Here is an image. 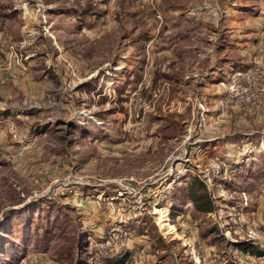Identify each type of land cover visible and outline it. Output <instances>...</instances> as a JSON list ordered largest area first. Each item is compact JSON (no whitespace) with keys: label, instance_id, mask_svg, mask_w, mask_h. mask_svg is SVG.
Here are the masks:
<instances>
[{"label":"rangeland","instance_id":"obj_1","mask_svg":"<svg viewBox=\"0 0 264 264\" xmlns=\"http://www.w3.org/2000/svg\"><path fill=\"white\" fill-rule=\"evenodd\" d=\"M252 5L0 0L23 114L0 132V264H264V50L231 34Z\"/></svg>","mask_w":264,"mask_h":264},{"label":"crops","instance_id":"obj_2","mask_svg":"<svg viewBox=\"0 0 264 264\" xmlns=\"http://www.w3.org/2000/svg\"><path fill=\"white\" fill-rule=\"evenodd\" d=\"M252 7H253L252 10L241 9L242 13H240V11L237 12V13H240L239 18L242 19V24H240L241 28L238 25H236L234 27L235 30L231 32V34L233 33L232 36L236 37V39L238 40L237 46H236L237 52L240 51L242 52L243 55L245 52L249 53V51L251 52L257 51L258 48L260 49V46L264 50V0H253ZM250 24L251 25L254 24V28H249L251 26ZM1 34L2 32L0 31V36ZM6 51L7 50L5 48L0 50V57L2 59L5 57ZM252 60L253 61L258 60L260 62L264 60V55L262 57L257 56L253 58ZM252 60L251 59L249 60L239 59L236 62L224 63L223 69L225 73H227L228 75V73L238 70L239 68H243V66L246 67V64L248 63L250 64ZM7 85L10 86L9 89L7 88L4 91L0 90V132L2 129H4V127L8 128L9 125L13 123V120L15 119V117H22V116H19V114L23 115L21 114L22 112L21 113L19 112L21 111L20 107L16 105H12V104H6L10 102H8L9 101L8 99L7 100L5 99L6 97L4 96L5 95L4 92L12 93L15 89L14 87H12V84L10 82H8ZM25 117L28 118L27 115H25ZM38 126L36 125L35 129H37ZM35 129L29 130V131L32 132ZM35 132L36 130L34 131V133ZM36 133H38V131ZM2 137H3L2 140H4L5 136H2ZM29 257L28 259H31V256ZM17 264H26V260L21 259L20 262ZM31 264H32V261H31Z\"/></svg>","mask_w":264,"mask_h":264},{"label":"built area","instance_id":"obj_3","mask_svg":"<svg viewBox=\"0 0 264 264\" xmlns=\"http://www.w3.org/2000/svg\"><path fill=\"white\" fill-rule=\"evenodd\" d=\"M235 74H236L235 77H233L234 80L228 81L227 84H225V85H228L229 87L232 88L233 86L239 85L241 83V81L247 79L246 76H245L246 74H242L241 78H238L239 77L238 73H235ZM248 97L249 96L246 95V94H241L240 96H238L237 99H238L239 104L245 102L248 99Z\"/></svg>","mask_w":264,"mask_h":264},{"label":"trees","instance_id":"obj_4","mask_svg":"<svg viewBox=\"0 0 264 264\" xmlns=\"http://www.w3.org/2000/svg\"><path fill=\"white\" fill-rule=\"evenodd\" d=\"M123 262H124V261H123ZM123 262H120V263H119V261L111 260V261L109 262V264H123Z\"/></svg>","mask_w":264,"mask_h":264}]
</instances>
